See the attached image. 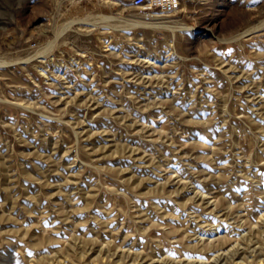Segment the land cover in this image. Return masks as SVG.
I'll return each instance as SVG.
<instances>
[{"label": "rangeland", "instance_id": "1", "mask_svg": "<svg viewBox=\"0 0 264 264\" xmlns=\"http://www.w3.org/2000/svg\"><path fill=\"white\" fill-rule=\"evenodd\" d=\"M150 19L0 0V264H264V0Z\"/></svg>", "mask_w": 264, "mask_h": 264}, {"label": "built area", "instance_id": "2", "mask_svg": "<svg viewBox=\"0 0 264 264\" xmlns=\"http://www.w3.org/2000/svg\"><path fill=\"white\" fill-rule=\"evenodd\" d=\"M127 1L133 7L144 13L146 19L152 18V13L159 11L163 14L175 13L181 8V0H107Z\"/></svg>", "mask_w": 264, "mask_h": 264}, {"label": "bare ground", "instance_id": "3", "mask_svg": "<svg viewBox=\"0 0 264 264\" xmlns=\"http://www.w3.org/2000/svg\"><path fill=\"white\" fill-rule=\"evenodd\" d=\"M146 20H148V19H146ZM150 20H151V19H150ZM153 20H154V19H153ZM135 22H136L137 25H138V24H146V23H150L149 20L146 21V22H145V21H142V20H135ZM151 22H152V21H151ZM153 23L155 24V21H153ZM153 23H152V24H153ZM156 23H157V22H156Z\"/></svg>", "mask_w": 264, "mask_h": 264}]
</instances>
